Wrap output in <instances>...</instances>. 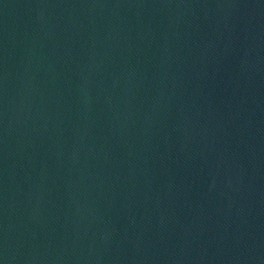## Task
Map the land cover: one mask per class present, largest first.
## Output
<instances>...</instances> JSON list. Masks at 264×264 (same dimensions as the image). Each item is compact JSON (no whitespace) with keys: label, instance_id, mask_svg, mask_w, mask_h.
<instances>
[{"label":"water","instance_id":"1","mask_svg":"<svg viewBox=\"0 0 264 264\" xmlns=\"http://www.w3.org/2000/svg\"><path fill=\"white\" fill-rule=\"evenodd\" d=\"M0 264H264V0H0Z\"/></svg>","mask_w":264,"mask_h":264}]
</instances>
